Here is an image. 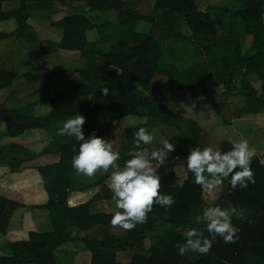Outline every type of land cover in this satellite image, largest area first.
Here are the masks:
<instances>
[{
    "label": "trees",
    "instance_id": "trees-1",
    "mask_svg": "<svg viewBox=\"0 0 264 264\" xmlns=\"http://www.w3.org/2000/svg\"><path fill=\"white\" fill-rule=\"evenodd\" d=\"M17 1L16 8L8 10L0 8V19L12 17L18 24L16 33L20 35L26 27L29 2L32 0ZM83 2L88 7L92 5L93 8H117L119 14L124 16L119 20L121 24H125L123 35L118 34L109 48L97 50L98 53H95L96 51L86 40L85 32L90 22L84 14L73 11L53 21V24L61 28V36L55 46L78 50L84 59L79 70L88 82L80 79L52 90L47 96L50 110L41 115L34 114L29 102L3 106L0 98V123L6 136H15L30 128L48 131L55 119H68L76 114H82L86 118V123L83 125L84 134L94 133L98 131L100 125L105 124L95 121L96 112L102 107L120 114L133 113L145 115L149 119L153 117L162 122H171L170 111L164 104L154 97L148 98L142 95V91L149 87L150 78L154 73L165 75L176 88L186 89L192 94L212 96L217 93L213 89L194 86L191 81L188 83L178 81L175 64L159 59L157 38L150 29L145 31L134 29L138 15L129 8L124 9L122 0H83ZM231 2L233 6L229 9L228 16L230 19L239 17L242 21L241 34L250 35L249 45L245 51L241 50L239 41L234 40L232 34L227 39L216 37V26L222 28L219 18L198 9L195 0H155L153 8L161 10L167 23H172L176 18L184 21L189 35L221 41L222 44L230 40L229 43H233V47L228 53L229 56L221 55L218 58L220 67L215 70L223 73L222 89L219 93L241 95L244 103L239 109L240 114L263 112L264 21L260 13L264 8V0H231ZM129 15L130 19L126 20ZM9 34L10 31L0 30V38ZM202 60L197 65L194 64L196 66L187 67L189 74H195L199 79L204 72L196 70V67L202 64L204 69H208L206 66L208 62ZM106 65H112L118 70H109ZM206 73L212 75L208 71ZM22 75L30 82L42 76L29 71L23 72ZM16 76L14 71L0 66V89L13 82ZM91 83H100V85L107 83L108 86H112L115 100L90 104L87 94L92 88ZM139 127L140 125L134 126L135 129ZM75 141L74 137L59 141L51 139L44 149L24 157L11 153L9 160L1 159L3 151L0 147V164L6 165L9 171L17 170L21 162L42 152L52 150L58 154L57 160L35 166L47 199L43 204L28 206V208L45 209L50 228L28 229L24 238L7 240L3 244L6 253H0V264H55L56 249L71 238L72 229L91 230L90 233L80 237L83 245L90 252L88 264H264V165L257 157H254L251 163L255 183H249L246 189L237 187L232 190L225 187L220 194V197L228 200L233 206L244 210L243 220L235 217L232 220L238 229L235 242L225 243L217 236L207 254L188 252L180 255L177 245L184 242L182 231L189 227L202 228V225H195L192 218L203 207L218 205L216 203L218 198L210 205L206 203L202 196V187L195 183L193 174L187 170L186 157L191 148L205 147L198 137L192 132L182 133L180 138L173 142L175 151L169 154L167 163L158 170L162 179L161 194H171L175 202L167 209L155 205L148 214L146 223L138 224L135 229L124 231L122 234L108 231V223L114 212L90 209L93 202L112 196L106 183L110 172H98L97 176L89 181L77 183L73 181V176L78 174L72 167V156L78 150ZM8 147L16 146L9 144ZM231 147V142L221 139L217 149L225 151ZM127 153L128 151L121 156V166L129 158ZM177 157L185 159L182 162L185 175L180 182L173 169ZM227 184L226 180L225 185ZM88 188H95L88 198L77 203H68L67 197L72 190ZM20 205V202L0 194V235L6 232L12 212ZM159 224L169 227L163 246L151 244L147 253L135 250L130 253L127 261L116 259L117 251L133 249L136 243ZM204 235L209 236L206 231Z\"/></svg>",
    "mask_w": 264,
    "mask_h": 264
},
{
    "label": "crops",
    "instance_id": "crops-1",
    "mask_svg": "<svg viewBox=\"0 0 264 264\" xmlns=\"http://www.w3.org/2000/svg\"><path fill=\"white\" fill-rule=\"evenodd\" d=\"M13 0H2L0 2V8L1 9H13L18 6L17 3L11 2ZM15 1V0H14ZM55 0H45L42 2H39L37 0H32L29 2V7L32 6L37 10L40 9L39 7H42V3H54ZM56 4L58 7H73L76 4L77 0H56ZM34 4V5H32ZM84 8H88V6L85 5V3L81 2ZM113 7H95L94 9L99 10L96 15H94V23L91 22L87 17V19L90 21V24L93 23V31L95 33L94 38L89 39L87 36V28L85 32L86 40L88 44L91 46L93 50H95V53H98L97 50L106 49L103 47L102 43L106 41L107 37L110 35H114L110 40L111 42L117 37L116 33H113L110 31V27L112 28L113 19H111L108 15L102 14L107 12L108 10L112 9ZM30 9H28L29 11ZM29 13V12H28ZM66 14V13H65ZM65 14H61L57 18L53 19L54 21L58 18L62 17ZM179 19L176 18L172 23H167L165 20V17L163 18V26L164 30L162 31V34H156L154 35L157 38L158 42V48H159V59L162 61H168L173 62L176 66L177 73H183L184 75H187L189 78L196 77V75L189 74L188 68L194 65L195 63L189 62L186 64H182V67H179L178 63L180 61V58L184 56L185 58L189 57L188 52V44L185 45L184 50L183 46H181L180 43L178 44H169L168 47V56H162V44L161 40H163L165 43H168L166 39L167 36L170 35L172 26H174L175 21ZM180 20V19H179ZM117 21V19H116ZM114 21V23L116 22ZM5 22H14V19L12 17L2 18L0 19V30L9 32L12 30L10 27H4ZM26 27H24L21 34H17V36H13L9 34L8 36L0 38V57H3V60L0 61V66L9 70H12L14 72H18V69L23 66L30 65V69H23L21 71L22 73L24 71H29L31 73H37L43 76L41 79L40 77H37L35 81H31L33 84L36 83L35 87L31 90V93L26 96H22L20 94V89L22 88L21 85H16L14 82H11L8 85H5L3 89L8 88V92L4 95L5 101L10 102V105L7 106H13L16 104H23L26 102L31 103L32 111L34 114L41 115L46 114L50 110V104L47 99V96L50 94V92L54 89L59 88L60 86L75 82L77 80H82L83 82H88L84 77H82V74L80 73V68L83 65V57L79 54L77 49H66L61 48V53L64 57H66L67 60L71 61L77 59V64H74L75 67H71V69H56L55 71L49 73L46 71H38L33 70L32 65L38 61L42 56H48L53 51L52 48H41V44L39 40H42L43 38H46L48 41L43 40L42 44H46L47 42L51 43L53 47L56 48L55 43L60 39L61 36V28L54 25L53 22L49 26H44V36L41 35L40 32V26L39 24H43V21H30V15L27 16L26 20ZM184 23V21H183ZM185 24V23H184ZM187 28V31L189 33L188 27L185 24L184 25ZM114 27V26H113ZM177 30H179L177 28ZM152 32V31H151ZM41 33V34H40ZM153 34V33H152ZM239 35V33H238ZM162 36V37H161ZM164 38V39H162ZM239 38V37H238ZM249 38L250 35H240L239 38V44L241 40H248L249 45ZM21 39V42H23L26 47L17 48L14 46V42H18V40ZM10 40V41H9ZM5 44V43H7ZM12 45L17 48L12 47ZM110 42V43H111ZM109 43V45H110ZM164 43V44H165ZM4 45H7L4 47ZM41 45V46H40ZM4 47V48H3ZM109 48V46L107 47ZM242 50V49H241ZM58 52V49L56 50ZM63 52H65L63 54ZM203 58V62H204ZM207 61V60H205ZM34 66V65H33ZM200 67H196V70H204V74L202 78H200V84H193L194 86L203 87L205 89H213L217 93L212 96H203V95H195L187 90L178 88L176 91L172 89V87L169 89V94L165 95L163 93V90H161V87L163 85H167V81H164L162 79H156L157 82L155 83L154 87H159L158 90L154 91L152 90V84L154 80V74H156L159 78V76H163V74L154 73L152 77L150 78L149 87L142 91V95L148 98H156L158 99L162 104L165 105L166 109L170 111V120L171 122H161V123H168V125H173L178 128V125L174 122H178V120H184L186 122L187 127H185V130L182 132H192L194 135L198 137V139L205 145L207 141H217L221 139L228 140L229 142H235L240 140L241 138L247 139L249 141L250 146L254 147L256 149V157L259 159V161L264 165V111L259 113H246V114H240L239 109L243 106L244 99L239 94H232L229 92L226 93H219V91L222 89V72H218L216 74V77L214 75H209L206 73L208 71L209 73H212L211 69L207 67L208 69H204V66L202 64L199 65ZM208 66V65H206ZM106 68L109 70L117 71L118 69L112 65H106ZM187 68V69H186ZM199 68V69H198ZM65 70V71H64ZM74 74L73 77L68 78L65 75ZM209 75V76H207ZM206 75V76H205ZM67 77V78H66ZM50 80H61V85L55 86L51 88V82ZM191 81V80H190ZM90 83V82H89ZM182 83V82H181ZM188 83V82H186ZM51 87H50V86ZM103 85H109L107 83H104ZM24 86V85H23ZM102 85L100 83H91V90L87 94L88 102L90 104L94 103H105L104 99L100 96L101 94L98 93V87L100 88ZM207 86V88L205 87ZM19 88V89H18ZM152 90V91H151ZM151 91V96L147 95ZM148 92V93H147ZM171 95V96H170ZM108 98H111L112 101L115 100L113 95H106ZM108 102V101H107ZM138 116L142 117L144 116V122L145 120L147 123L142 125L139 124L140 127H145L146 130H150L149 126H151L153 123L150 121V119L145 115H136L133 113H126V114H120L118 112H115L107 107H102L97 110L95 121L96 122H107L110 119H115L118 121V123H121V120H125L126 118L130 116ZM155 119V118H154ZM157 119V118H156ZM178 119V120H177ZM160 121V120H159ZM143 121H136V123H142ZM136 126V125H135ZM135 130H138L137 128ZM44 132V135L46 138L43 137L44 142L40 141L42 144L47 143L49 140H51L50 133H47V131L40 129V128H30L23 130L20 134L15 136H6V139L8 141H14V140H21L23 138L24 134L27 133L29 136L36 137L38 136L37 140H39V133ZM97 134H101L98 131L94 132ZM181 133V135H182ZM93 134V133H92ZM106 138L110 140L109 136L105 134ZM67 136H64L62 140H66ZM105 138V137H103ZM35 141L33 142L34 145L32 147H35V143H37L36 138H34ZM46 140V141H45ZM75 146L78 148L79 143H75ZM206 146V145H205ZM58 154L55 151L49 150L46 152H42L35 157L26 160L25 162L21 163V167H23L21 170L22 172L26 170L35 169L36 165L45 164L49 162H53L57 160ZM6 173H11L6 165L0 164V177L4 175V170H6ZM174 169V168H173ZM184 171V170H183ZM37 173V171H36ZM18 174V173H17ZM81 175V174H78ZM185 175V173H184ZM110 177V176H109ZM107 178L106 183L107 185L110 182V178ZM184 177V176H183ZM182 180V179H181ZM89 181V180H88ZM180 182V181H178ZM89 189L86 190H76L70 192L72 196L76 195L79 196L81 194L82 196L87 197V192ZM94 191V188H93ZM92 191V192H93ZM0 194L6 198L14 199L18 202H20L23 205H20L14 209L12 212L8 224L6 232L3 235H0V243H2V248H0V253H6L5 247H3V244L7 240H14L18 238H24L26 236V231L28 229H35V230H47L50 228L48 218L46 215V211H38L39 208H34L35 211L30 210L31 208L24 206L23 196L17 190L15 187L0 185ZM69 194V195H70ZM84 197L82 199H84ZM79 202V201H78ZM98 206V205H97ZM95 207V209L91 210H101L99 207ZM20 208V209H19ZM19 209V210H18ZM18 210V211H17ZM41 215V219L39 217ZM16 217V222L13 224V219ZM19 222V223H18ZM27 224V229L24 231V234L18 235V231L21 230V226H24V224ZM76 231V233L73 235V232ZM82 230H71V238L67 241L61 243L58 248L56 249V258H55V264H88L89 263V250L81 243L80 237L83 235ZM17 237H14V236ZM127 250V249H125ZM124 252V250H120L116 252V255L118 253Z\"/></svg>",
    "mask_w": 264,
    "mask_h": 264
},
{
    "label": "rangeland",
    "instance_id": "rangeland-1",
    "mask_svg": "<svg viewBox=\"0 0 264 264\" xmlns=\"http://www.w3.org/2000/svg\"><path fill=\"white\" fill-rule=\"evenodd\" d=\"M155 0H122V7L124 9H131L132 11H135L136 14L138 15V17H136L135 22H134V29L135 30H147L150 29L152 31V33L154 35L156 34H162V31L164 30V26H163V18L164 16L161 14V10L159 9H155L153 8V4H154ZM11 2H16V0L11 1ZM56 0L54 1V3H42V7H39L40 9H35L33 6L31 8L30 6V10L28 11V15H30V21H43V24H39L38 26H40V33L41 35L44 34L43 28L44 26H49L50 24H52V22L54 21L53 19L57 18L58 16H60L61 14H65V13H69V12H73V11H78L81 12L82 14H84L85 16L89 17L88 19L93 22L94 19V15H96L98 13L99 10H96L93 8V6H89L88 8H84L83 5L81 4V2L83 3V0H77L76 4L73 7H58L56 4ZM197 8L200 9L201 11H205L206 13H208L209 15L212 16H216L219 18V21L222 25V28L219 26H216V30H217V38H225L227 39L228 37H230L229 35L232 34V37H234V40H238L240 38L241 35V25H242V21L239 17H235V18H231L228 16V11L229 9L233 6V3L231 2V0H195ZM34 5V4H32ZM105 15H108L111 19H113V26H116L115 28L112 26V28L110 27V31H112L113 33L121 34L124 33L123 31V25L125 24H121L120 23V19L122 17H124L122 14H119V11L117 8H112L110 10H108L105 13H102ZM261 19L264 21V8L262 9L261 13H260ZM117 19V21H116ZM130 19V15L126 17V20ZM89 21V22H90ZM114 21H116L114 23ZM118 22V23H117ZM94 23V22H93ZM93 23H91L88 28H87V36L89 39L94 38L95 33L93 31ZM55 25V24H54ZM185 24L183 23V21L180 19H177L174 23V26H172L171 29V34L168 35L166 41L168 43H165L163 40H161V44H162V56H168V45L169 44H178L180 43L181 46H183V50L185 45L188 44V52H189V57L185 58L184 56H182L180 58V61L178 63L179 67H182V64H186L189 62H194L196 65L198 63L201 62V60L204 58L205 60H207L208 62V67L211 69L212 74L214 75V77H216V74L219 71H215L218 70L220 67V61H219V57L221 55L224 56H229V51L231 50V48L233 47V43L230 44V40L229 42H223V44L221 43V41H211L209 39H205L202 37H198L195 35H189L187 28L184 26ZM18 24L16 23V21L14 20V22H5L4 27H10L12 28V30H10V34L13 36H17V27ZM177 28L179 30H177ZM239 33V35H238ZM44 36V35H43ZM114 35H110L107 37L106 41H104V43H102L104 48H107L109 46V43L111 42V38ZM162 37V36H161ZM214 37V39L216 38ZM239 37V38H238ZM46 38H43L40 41V45L41 48H52L53 51L51 54H49L48 56H42L38 61L36 60V62L32 65L33 70H38V71H46V72H53L55 71L57 68L58 69H71V67H75L74 64H77V59L74 58V60H67L66 57H64L61 53V47L56 46L53 47L52 44L49 42H47L46 44H42L43 40H45ZM164 39V38H162ZM10 41V40H9ZM45 41H48L47 39ZM12 45V42H10ZM165 43V44H164ZM7 45V43H5ZM7 45H4V47H6ZM14 46L17 48H21V47H26V45L21 42V39L18 40V42H14ZM13 45L12 47L15 48ZM240 48L242 49V51L246 50L248 47V40L245 41L244 39L241 40L240 44H239ZM3 47V48H4ZM17 48H15L17 50ZM58 49V52L56 51ZM65 52H63L64 54ZM201 59V60H200ZM3 60V57H0V61ZM30 65H27L25 67L21 66L18 69V72L16 73L17 76L14 78L13 82L16 85H21L22 84V88L20 89V94H22V96H26L29 95L31 93V90L35 87L36 83H32L30 81H28L23 75L22 72L23 69H30ZM65 71V70H64ZM204 71V70H202ZM26 72V71H24ZM28 72V71H27ZM206 74V73H205ZM207 75V74H206ZM205 75V76H206ZM68 78L71 79V77L74 76V74L72 75L71 73L69 75H65ZM209 76V75H207ZM41 79L43 78V76H39ZM66 77V78H67ZM154 80H153V84H152V90L156 91L158 90L159 87L155 86V83L157 82L156 79H162L164 81H167V85H163V87H161V90H163V93L165 95H168L169 93V89L172 87V89L174 91H176L177 89H175L176 87L173 85V83L165 76V75H161L158 76L156 74H154ZM177 79L178 81L182 82V83H186L188 81L191 80L192 84H200L201 80L197 77H193V78H189L187 75H184L183 73H179V75L177 74ZM202 78V77H201ZM44 79V78H43ZM51 82V88L55 87V86H59L61 85V80H50ZM24 85V86H23ZM105 86V85H102ZM101 86V87H102ZM107 86V85H106ZM101 87H98V93H100L101 97L104 99V101H111V98H108L106 95L102 94L101 92ZM109 91L108 94L111 95L112 91H113V87L112 86H107ZM175 87V88H174ZM207 88V86H205ZM19 89V88H18ZM151 90V91H152ZM178 90H180L178 88ZM186 90V89H184ZM151 91H149V93L147 95H152ZM8 92V88H4L1 87L0 89V98L2 100V104L3 106H7L10 105V102L5 101V97L4 95ZM189 92V91H188ZM195 95H201V94H195ZM171 96V95H170ZM204 96V95H203ZM105 102V103H106ZM144 116L142 117H138V116H130L128 118H126L124 121L121 120V123H118L117 120L115 119H110L108 120L105 124L100 125L99 128V132L101 134H97V133H93L97 136L100 137H105V134H107L110 138V140L113 141L114 143V147L116 149H118L120 151L121 156L123 154H125L127 151H129L130 149L133 148V133L135 130L134 126L135 125H139V124H145L147 123V121L145 120L144 122ZM147 118V117H146ZM67 119H55L52 124L49 127V130L47 131V133H50L49 135L51 136V139L53 141H59L62 140V138L64 136H59L57 134V130L59 127L62 126L63 122L66 121ZM178 120V119H177ZM136 121H143L142 123H136ZM150 121L153 123L151 126H149L150 130L149 132L154 133L155 134V141L153 143L152 146H156V145H160V138H166L169 139L171 143H173L175 140H177L178 138H180L181 133L185 130V127H187L186 122L184 120H178V122H174L178 125V128L176 126L173 125H168V123H161L162 121H159V119H154L153 117L150 118ZM39 140H37L38 136L33 137V136H29L27 133L24 134L23 138H21V140H12V141H8L6 139V135L4 133V130L2 128V124L0 123V147L2 148L3 151V158H1L2 160H9L10 158V154H16L19 157H24L27 154H30L32 152L35 151H39L41 149H44L46 147V143L42 144L40 141L44 142V138H46L44 135L41 134H45L44 132L39 133ZM90 135H92V133H89L87 135H85V137H89ZM37 140V143H35V147H32V145H34V141L35 139ZM48 139V138H46ZM68 139V137L66 138ZM46 141V140H45ZM218 142L219 140L217 139V141L214 142H209L207 141L205 143L206 146H212L214 148H218ZM75 143H79L77 141H75ZM9 144H14L16 147H11L9 148L8 145ZM25 149V150H24ZM184 157H177L175 158V165H174V172L176 174L177 180L181 181V179L184 176V171H183V167H182V162L184 161ZM26 161V160H25ZM23 161V162H25ZM22 163V162H21ZM23 167H20L15 170V171H10L11 173H6L7 169L4 170V175L2 177H0V185H5V186H12L15 187L17 190H19V192L22 194L23 196V201H24V206L28 207L29 205H39V204H43L46 199H47V195L46 192L44 191L42 185H41V181L39 179L38 173H36V170L31 169L26 170L24 172H22ZM36 169V168H35ZM18 173V174H17ZM97 176V175H96ZM95 176V177H96ZM95 177L89 178L87 176L84 175H74L73 176V181L74 182H79V181H88L91 180ZM110 178V177H109ZM95 190V188H94ZM72 191H76V190H72ZM71 191V192H72ZM93 188L89 189L87 192V197L82 196L81 194H79V196H72L71 194L68 195L67 197V201L70 204L73 203H77L78 201H83L86 198H88L93 192ZM222 190L220 191H216L213 193H209L206 190L202 189V196L205 199L206 203L208 205L212 204L221 194ZM84 197V199H82ZM112 197V196H111ZM111 197H107V198H101L95 202H93L90 206V209H95V207H99V209H101L102 211H106V212H115L117 211L116 207H115V202L112 200ZM23 205V204H21ZM30 210L35 211L34 208H39V207H30ZM20 209V208H19ZM18 209V210H19ZM17 210V211H18ZM38 211H46L43 208H39ZM41 215H39L40 217ZM41 219V217H40ZM13 224H15L16 222V217L12 220ZM19 223V222H18ZM163 223V222H162ZM158 227H156L155 229H153L152 231L148 232L147 236L145 238H143L141 241H139L138 243L135 244L133 249H124V252L118 253L117 255H115L116 259L119 261H127L129 259L130 253L132 251H139L142 253H147L148 250V246L151 244H158L163 246L164 243L166 242V236L169 233V227H165V225L163 224H159L157 225ZM22 231H18V235L24 234V231L27 229V224L25 223L24 226L20 227ZM83 231V230H82ZM91 230H85L83 231V233H90ZM108 231L112 232V233H119L122 234L124 233V230L119 228V227H113L111 225V223H108ZM185 229L182 231L184 232ZM76 233V231L73 232V235ZM14 237H17L16 235ZM67 241V240H66ZM83 244V242H81ZM0 248H2V243H0ZM120 251V250H119ZM118 252V251H117Z\"/></svg>",
    "mask_w": 264,
    "mask_h": 264
},
{
    "label": "clouds",
    "instance_id": "clouds-1",
    "mask_svg": "<svg viewBox=\"0 0 264 264\" xmlns=\"http://www.w3.org/2000/svg\"><path fill=\"white\" fill-rule=\"evenodd\" d=\"M108 91L107 86L101 87L102 94L107 95ZM85 123L86 118L76 114L63 122L57 134L74 137L79 142L78 150L72 156V167L78 174L92 178L98 172H110L108 187L117 209L110 221L113 227L124 231L133 230L138 224L147 222L148 214L155 205L166 209L171 207L175 202L174 197L161 194L162 179L158 171L167 163L169 154L175 151L169 139L161 137V146L153 148L155 134L145 127H139L133 133L134 146L127 153L129 158L121 166V154L113 141L95 134L86 138L83 129ZM256 155V149L250 146L249 141L241 138L232 142V147L225 151L212 146L191 148L186 165L195 183L209 193L225 187L232 190L237 187L246 189L249 183H255L251 163ZM233 217L243 220L244 210L235 206L203 207L192 218L195 225L203 227H189L183 232L184 242L177 245L179 254H207L217 236L225 243H234L238 229L232 222ZM205 231L208 237L204 235Z\"/></svg>",
    "mask_w": 264,
    "mask_h": 264
},
{
    "label": "water",
    "instance_id": "water-1",
    "mask_svg": "<svg viewBox=\"0 0 264 264\" xmlns=\"http://www.w3.org/2000/svg\"><path fill=\"white\" fill-rule=\"evenodd\" d=\"M216 203H217L218 205H223L224 207H230V206H233L228 200H226V199L220 197V195H219L218 199L216 200Z\"/></svg>",
    "mask_w": 264,
    "mask_h": 264
}]
</instances>
